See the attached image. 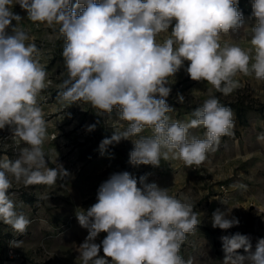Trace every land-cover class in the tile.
Wrapping results in <instances>:
<instances>
[{
	"label": "clouds",
	"instance_id": "9594fccd",
	"mask_svg": "<svg viewBox=\"0 0 264 264\" xmlns=\"http://www.w3.org/2000/svg\"><path fill=\"white\" fill-rule=\"evenodd\" d=\"M14 4L27 12L29 21L51 29L49 39L65 41L62 100L83 101L100 114L118 110L127 128L114 130L99 147L103 153L109 145L131 140L133 165L159 167L162 160L179 159L187 167L200 166L234 127L232 109L214 92L232 94L242 87L238 76L264 83V0H253L256 23L247 48L241 47L243 38L230 37L244 21L239 0H0V130L8 127L15 143L25 145L15 159L0 156V222L17 235H24L31 221L18 211L13 185L53 186L70 174L57 164L58 154L52 159L44 150L49 135L38 96L51 81L40 49L29 42L19 24L22 18L12 11ZM181 69L210 86L208 98L186 122L168 116L173 108L167 98ZM184 100L178 93L177 102ZM200 126L206 129L204 138H189V130ZM95 128L89 125L88 131ZM146 128L152 134L139 135ZM257 140L264 143V132ZM145 181L127 171L113 173L99 186L97 202L76 210L79 225L88 230L77 248L79 264H193L180 250L200 223L194 203ZM231 210H215L212 227L238 225V219L229 218ZM102 232L106 236L98 244ZM221 240L223 264H264V238L254 251L246 235ZM22 243L10 241L13 247Z\"/></svg>",
	"mask_w": 264,
	"mask_h": 264
},
{
	"label": "crops",
	"instance_id": "0c3cea01",
	"mask_svg": "<svg viewBox=\"0 0 264 264\" xmlns=\"http://www.w3.org/2000/svg\"><path fill=\"white\" fill-rule=\"evenodd\" d=\"M252 3L253 0L240 1L238 10L243 14L244 21L240 29L232 32V35H230L232 38L237 37L239 34L243 37H251L250 29L256 23L255 18L252 16ZM12 11L22 18L19 22L20 27L27 28L26 32L31 39L36 38L39 25L31 23L29 20L24 24L23 13L19 4H14ZM15 24L16 21H12V26H15ZM7 31L11 33V27ZM41 31L47 32L45 26L41 28ZM250 39L242 41L241 47L247 48ZM179 72L176 74L175 81L184 76L183 74L179 76ZM237 79L242 85L249 83L253 88V92L259 96L264 92V88L258 89V86L262 83L257 82L252 77L238 76ZM208 87L210 86L207 85L206 81H193L192 85L189 86V92L194 96H203L205 92L207 93ZM217 150L223 151L221 157L215 161H205L201 164V167L204 166L210 169L208 178L211 182L224 181L227 184L225 196L229 197V201L224 200V205L217 206L215 205V199L211 198V204L205 206L204 209L198 211L194 208V211L198 214H205V216L200 218V223L195 231L188 234L187 240L182 244L180 250V255L185 260L189 257L193 258V264H223L225 253L221 237L231 236L233 230H240L239 228L246 225L249 220H254L250 223L253 225V229H256L255 220L257 217L247 218L250 212H253L252 214L255 212L252 211L251 206L259 203L257 200L258 195L256 192L243 190L242 187L249 180L261 182V177H264V161H246L245 142H234L225 145V147H221V144H219ZM214 156L212 154V157ZM59 162L70 175L53 185L52 187H56L60 182L61 188L59 190L53 189L45 196L47 198L40 200L39 198L42 197L35 193L33 197L36 200L33 204H26V207H22L31 223L24 235L18 238L17 234L14 236L15 240L23 241L21 247L8 245V249L15 251L18 256L6 258L5 254H2L0 264H79V261H77L79 255L77 248L84 242L88 230L79 225L75 212L78 208L87 210L97 202L99 186L111 174L117 173L115 168H118L117 163L119 164L120 161ZM126 163V166H128L126 171L130 174H138L139 178L145 176L146 183H156L161 188H170V194H183L189 197L191 201L196 193V191L193 192L192 188L201 181V167L195 165L187 167L179 159L162 160L159 167ZM111 165L114 166V169ZM136 171L138 173H135ZM137 180L139 181L138 178ZM138 186L140 185L138 184ZM228 207L232 208L229 218L238 219L239 224L227 230L213 228L212 213L217 209L224 211ZM105 236L106 233H100L95 242L99 244ZM249 239L251 240V238ZM252 240L254 243L255 237ZM238 252L246 255L243 249L238 250ZM100 255H104L102 249Z\"/></svg>",
	"mask_w": 264,
	"mask_h": 264
},
{
	"label": "rangeland",
	"instance_id": "374dc122",
	"mask_svg": "<svg viewBox=\"0 0 264 264\" xmlns=\"http://www.w3.org/2000/svg\"><path fill=\"white\" fill-rule=\"evenodd\" d=\"M240 1L241 0H239V3ZM72 3L75 4V1H72ZM22 13L23 22L25 24V22L28 21V18H26L27 12L22 9ZM248 13L251 15L250 12ZM37 24L39 25L37 37L33 39L30 38L29 42H34L37 48L40 49L41 63L45 66L48 80L51 81V84L46 89L42 90L38 96V104L43 109L44 117L47 121V132L49 135V139L44 145L45 152L50 154L52 159H55L56 154H58L57 164H61L59 161H120L119 164L117 163L118 168H115V170L118 171L121 167L122 161L125 162L126 166V162H129L130 160L129 153L134 147L131 140H121L118 144L109 145L103 153L101 152L99 146L104 138H110L113 135L114 130L126 129L128 126L127 123L119 118V113L116 109H114L110 114H100L99 110L94 109L90 104L83 101H77L75 104H69L62 100L60 96L62 88L60 85L63 80L67 78V70L62 57V50L65 41L63 38L56 39L55 36H52V38L49 39V34H51L52 30L45 27L47 32H42L41 28L45 25L40 23ZM24 30L27 31V28H24ZM230 35H232V32H230ZM242 38V41L245 39L248 41L251 37H243V35L239 34L237 37H233L232 39L239 40ZM162 39L163 36L158 37V40ZM186 66L187 62H185V67ZM181 74L184 76L177 79L175 83L171 85L172 91L167 98V103L173 108V111L169 112L168 116L173 121L186 122L191 118V112L187 111L184 105H202L208 96L206 92L203 96H194L191 94L189 92V86L192 85L193 80L191 78L184 80L188 76L184 69L180 70L179 76H181ZM261 87L264 88V83L259 85L258 89ZM239 90H242L243 95H247V98L253 99L255 103H264V92H262V95L260 96L255 94L249 83L242 85V87L238 88L233 95L220 94V97L224 100H233L237 96ZM178 93L185 97L183 103L177 102ZM248 121L249 124L245 127H238L234 123L232 134L221 138V147H225V145L234 142H245L247 155L246 161H264V143L257 140L258 134L264 132V113L260 114L256 111H251L250 115H248ZM92 124L96 125L95 130L88 131V126ZM205 131L206 129L203 126L192 128L189 130V138L195 136L203 139ZM151 134V129L146 128L139 135L148 136ZM11 135L12 133L8 127L0 130V156L8 155L10 158L15 159L20 151V148L25 145H23V143L17 145ZM136 138L138 137H131L130 139L135 140ZM221 153H223L222 150L210 152L205 161H215L217 158L221 157ZM212 154L215 156L212 157ZM49 166L55 167L56 165L49 162ZM112 166L113 165H111V167ZM201 166L202 165L198 167ZM112 168L114 169V166ZM126 168H128V166H126ZM209 170V168L204 166L200 168L202 175L201 181L194 188H192L193 192L196 191L192 198V202L195 205V209L198 211L204 209L205 206L210 205L211 198L215 199V205L217 206L224 205V203H222V201L225 202L224 200L229 201V197L225 196L227 184L224 181L216 183L211 182L208 178ZM135 173L138 172L136 171ZM131 175H135L134 177L139 179L138 174ZM261 178V182L249 180V182L242 187L243 190L256 192L258 195L257 200L259 203L251 206V209H253L252 211L255 212L254 214H252L253 212H250L247 218L253 219V217H257L255 220L256 229H253V225L250 223L251 220H249L246 225L239 228L240 230H233L231 233V235L240 233L251 238L250 242L252 244V250L255 249L258 239L264 238V177ZM60 182L56 187L46 185H31L26 187L23 184H14L10 192L14 194L13 199L18 205H20V207H18V211H23L24 208L22 207H26L27 204L21 197L22 191L32 196L36 193L38 196L40 195L39 197H45L53 189L59 190L61 188ZM39 199L43 200L44 198ZM203 216H205V214H199L198 218L200 219ZM0 225L3 232L6 231L12 236H15L10 226L6 225L4 227L2 224ZM254 237L255 241L253 243L252 238ZM13 240H15V238H10L8 245L10 244V241ZM7 252L8 246L4 250L3 254H5L6 258H9Z\"/></svg>",
	"mask_w": 264,
	"mask_h": 264
},
{
	"label": "trees",
	"instance_id": "16d2710c",
	"mask_svg": "<svg viewBox=\"0 0 264 264\" xmlns=\"http://www.w3.org/2000/svg\"><path fill=\"white\" fill-rule=\"evenodd\" d=\"M75 1V0H72ZM240 4V3H239ZM190 79L189 75L186 79ZM242 90H239L237 93V96L233 100H224L220 97L221 93L215 92L214 94L218 97L220 103L224 106L230 107L234 114V123L239 127H245L248 126V115L251 111H256L260 114L264 113V103H255L253 99H248L247 95H243ZM201 106L200 104H187L184 105V107L187 109V111L192 112L195 108ZM125 162H121V167L117 172H123L126 171ZM21 197L23 198V201L27 204H33V202L36 200L32 195L27 194L25 192H21ZM4 227L5 224L1 223ZM1 226V225H0ZM14 236V235H13ZM10 233L3 232L0 228V256L3 254L4 250L8 246V241L10 238H14ZM21 235H17V237H20ZM33 264H45V263H33Z\"/></svg>",
	"mask_w": 264,
	"mask_h": 264
},
{
	"label": "built area",
	"instance_id": "2783aa9c",
	"mask_svg": "<svg viewBox=\"0 0 264 264\" xmlns=\"http://www.w3.org/2000/svg\"><path fill=\"white\" fill-rule=\"evenodd\" d=\"M7 255L11 258V257H15L18 256V254L13 251L12 249H8Z\"/></svg>",
	"mask_w": 264,
	"mask_h": 264
}]
</instances>
